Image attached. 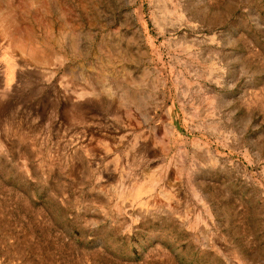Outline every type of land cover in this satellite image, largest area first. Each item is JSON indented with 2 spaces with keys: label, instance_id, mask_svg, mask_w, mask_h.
<instances>
[{
  "label": "rangeland",
  "instance_id": "obj_1",
  "mask_svg": "<svg viewBox=\"0 0 264 264\" xmlns=\"http://www.w3.org/2000/svg\"><path fill=\"white\" fill-rule=\"evenodd\" d=\"M0 264H264V0H0Z\"/></svg>",
  "mask_w": 264,
  "mask_h": 264
}]
</instances>
